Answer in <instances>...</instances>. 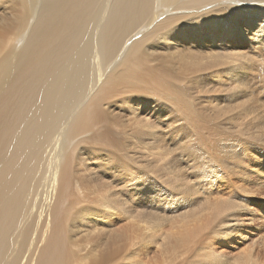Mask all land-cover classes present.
Segmentation results:
<instances>
[{
	"label": "rangeland",
	"instance_id": "1",
	"mask_svg": "<svg viewBox=\"0 0 264 264\" xmlns=\"http://www.w3.org/2000/svg\"><path fill=\"white\" fill-rule=\"evenodd\" d=\"M12 6L0 0L1 18L20 14ZM187 13L157 19L181 14L188 24L141 55L135 77L149 75L153 89L121 85L67 150L81 152L64 196L75 220L67 234L105 240L103 264H264V28L233 34L231 14Z\"/></svg>",
	"mask_w": 264,
	"mask_h": 264
},
{
	"label": "bare ground",
	"instance_id": "2",
	"mask_svg": "<svg viewBox=\"0 0 264 264\" xmlns=\"http://www.w3.org/2000/svg\"><path fill=\"white\" fill-rule=\"evenodd\" d=\"M11 2L20 14L0 16V264H103L105 240L83 239L84 245L77 239L79 233L67 234L75 220L69 218L64 196L81 153L76 158L67 153L72 140L90 123L102 120L98 111L105 97L121 85L134 80L135 92L153 89L152 77H135L141 55L157 38L176 31L175 26L188 24L181 14L156 24L159 17L185 11L191 20L210 15L209 19L225 20L220 14L227 13V25L232 22L239 28L233 34L252 30L262 36L264 0ZM219 7L224 9L216 14ZM208 8L212 9L203 14ZM247 19L245 29L240 23ZM16 28L24 32L19 40L11 37ZM139 33L146 34L136 40ZM122 55V62L127 58L128 63L113 73L119 65L113 66L114 61ZM111 67L114 71L108 73ZM86 209L80 207L78 216ZM76 240L80 246L75 249Z\"/></svg>",
	"mask_w": 264,
	"mask_h": 264
},
{
	"label": "snow or ice",
	"instance_id": "3",
	"mask_svg": "<svg viewBox=\"0 0 264 264\" xmlns=\"http://www.w3.org/2000/svg\"><path fill=\"white\" fill-rule=\"evenodd\" d=\"M223 199H225V201H226L227 198L225 197ZM222 215H228V213H222Z\"/></svg>",
	"mask_w": 264,
	"mask_h": 264
}]
</instances>
